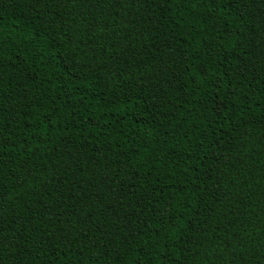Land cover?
Masks as SVG:
<instances>
[{
	"label": "trees",
	"instance_id": "obj_1",
	"mask_svg": "<svg viewBox=\"0 0 264 264\" xmlns=\"http://www.w3.org/2000/svg\"><path fill=\"white\" fill-rule=\"evenodd\" d=\"M0 264H264V0H0Z\"/></svg>",
	"mask_w": 264,
	"mask_h": 264
}]
</instances>
